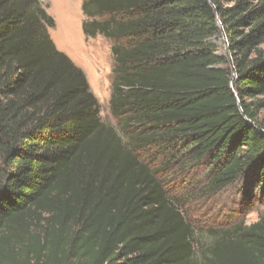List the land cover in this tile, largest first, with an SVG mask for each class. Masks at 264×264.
<instances>
[{
  "label": "trees",
  "instance_id": "obj_1",
  "mask_svg": "<svg viewBox=\"0 0 264 264\" xmlns=\"http://www.w3.org/2000/svg\"><path fill=\"white\" fill-rule=\"evenodd\" d=\"M82 11L86 38L113 41L121 132L41 1L0 0V264H264V216L203 245L143 155L157 147L166 168L213 155L210 188L251 174L264 189V0Z\"/></svg>",
  "mask_w": 264,
  "mask_h": 264
},
{
  "label": "rangeland",
  "instance_id": "obj_2",
  "mask_svg": "<svg viewBox=\"0 0 264 264\" xmlns=\"http://www.w3.org/2000/svg\"><path fill=\"white\" fill-rule=\"evenodd\" d=\"M40 1L55 20V27L49 28V33L56 47L87 75L99 100L102 121L120 131L119 121L113 115L110 104L115 65L113 41L101 35L85 37L82 31V24L86 20L82 11L84 0ZM259 98L264 99V95ZM259 118L264 122V108L259 111ZM154 149L143 155L147 156L152 167L164 169L160 172L161 179L170 196L178 201L184 215L197 230L203 245L209 243L215 230L229 229L242 222L249 225L264 216V189L257 187L251 174L242 176L221 190H213L209 186L215 166L213 155L189 163H184V158H180L166 168L167 155L158 157V148Z\"/></svg>",
  "mask_w": 264,
  "mask_h": 264
}]
</instances>
